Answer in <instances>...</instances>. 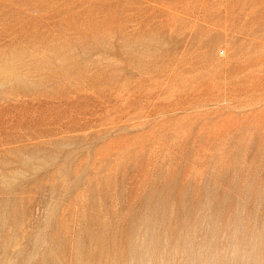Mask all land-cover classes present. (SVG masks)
Returning <instances> with one entry per match:
<instances>
[{
	"label": "rangeland",
	"instance_id": "1",
	"mask_svg": "<svg viewBox=\"0 0 264 264\" xmlns=\"http://www.w3.org/2000/svg\"><path fill=\"white\" fill-rule=\"evenodd\" d=\"M0 264H264V0H0Z\"/></svg>",
	"mask_w": 264,
	"mask_h": 264
}]
</instances>
